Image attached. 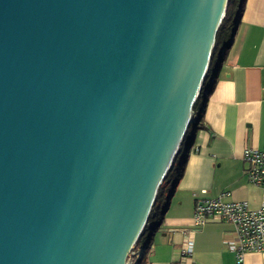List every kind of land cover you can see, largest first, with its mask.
Listing matches in <instances>:
<instances>
[{
    "label": "water",
    "instance_id": "95a60500",
    "mask_svg": "<svg viewBox=\"0 0 264 264\" xmlns=\"http://www.w3.org/2000/svg\"><path fill=\"white\" fill-rule=\"evenodd\" d=\"M228 1L0 0V264H127Z\"/></svg>",
    "mask_w": 264,
    "mask_h": 264
},
{
    "label": "crops",
    "instance_id": "0c3cea01",
    "mask_svg": "<svg viewBox=\"0 0 264 264\" xmlns=\"http://www.w3.org/2000/svg\"><path fill=\"white\" fill-rule=\"evenodd\" d=\"M222 52L183 176L169 196L161 225L147 241L141 264H236L228 245L238 239L234 224L215 217L196 226L195 201L225 194L226 201L261 206L263 189L249 180L243 149L264 148V0H244ZM189 240L192 252L183 256ZM244 264H264V251L247 252Z\"/></svg>",
    "mask_w": 264,
    "mask_h": 264
},
{
    "label": "built area",
    "instance_id": "2783aa9c",
    "mask_svg": "<svg viewBox=\"0 0 264 264\" xmlns=\"http://www.w3.org/2000/svg\"><path fill=\"white\" fill-rule=\"evenodd\" d=\"M243 160L247 163L249 180L263 189V199L258 209H253L243 201H226L225 194L214 198L197 199L195 201L194 221L196 226L204 225L211 218L234 224L237 240H229V247L235 251V263L244 264L245 254L250 251H264V148L246 147L243 149ZM147 248L140 246L131 252L127 264H138ZM192 252V241H188L183 249V256ZM184 258V257H183ZM142 262V260H141ZM171 264H187L175 260ZM192 264V263H188Z\"/></svg>",
    "mask_w": 264,
    "mask_h": 264
},
{
    "label": "trees",
    "instance_id": "16d2710c",
    "mask_svg": "<svg viewBox=\"0 0 264 264\" xmlns=\"http://www.w3.org/2000/svg\"><path fill=\"white\" fill-rule=\"evenodd\" d=\"M243 2L244 0H229L228 1V6L225 12L226 13L225 17L221 25H219L220 28L217 33L216 47L213 50L212 62L210 63L211 65L208 71V75L204 81L201 92L194 104L193 121L191 122L188 128V131L179 148V152L176 155L174 163L173 165H171L172 167L170 171L168 172L166 178L164 179L163 183L161 184L159 188L156 201L154 203L150 216H148L149 217L148 223L146 227L144 228L145 230L143 231L142 236L140 238V245H143V246L146 245L151 235L161 225L164 214L167 211L168 206H169V196L171 195V193H173V190L176 188V186L181 180V177L183 176L185 165H186L187 158H188V152L192 144L193 130L194 128H196V126L198 125V122L200 121L199 113L202 111L207 101L208 95L210 91L212 90L211 88H213V85H214L213 74H214V69L216 67V63L220 58H222L223 49L220 50L221 36L227 31V29H229V27L232 28V33H233L234 27L236 26L237 21L242 11ZM236 8H238V11H237L238 13L236 12ZM227 43L228 42H226L225 44L227 45Z\"/></svg>",
    "mask_w": 264,
    "mask_h": 264
},
{
    "label": "rangeland",
    "instance_id": "374dc122",
    "mask_svg": "<svg viewBox=\"0 0 264 264\" xmlns=\"http://www.w3.org/2000/svg\"><path fill=\"white\" fill-rule=\"evenodd\" d=\"M238 11V8H236V12ZM238 13V12H237ZM232 35V28L229 27V29H227V31L222 34L221 36V42H220V50L223 49V47L225 46V43L228 42L230 40V37ZM192 118H194V114H192ZM140 239L138 240V242L135 244L134 248L132 249L133 252L137 251V249L140 247ZM131 251V252H132ZM131 255V253H130ZM132 258V255H131Z\"/></svg>",
    "mask_w": 264,
    "mask_h": 264
}]
</instances>
